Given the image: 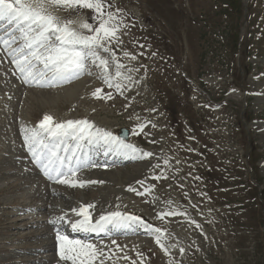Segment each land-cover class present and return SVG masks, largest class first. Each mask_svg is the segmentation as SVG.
I'll return each instance as SVG.
<instances>
[{
  "label": "rangeland",
  "instance_id": "374dc122",
  "mask_svg": "<svg viewBox=\"0 0 264 264\" xmlns=\"http://www.w3.org/2000/svg\"><path fill=\"white\" fill-rule=\"evenodd\" d=\"M109 3L126 25L123 43L112 46L131 76L120 91L104 84L94 66L91 74L52 87L24 85L0 45V159L7 158L0 162L13 159L0 173L23 172L0 174V264H65L58 249L32 247L41 240L58 245L57 232L69 226L50 221L89 203L95 219L116 209L162 230L167 252L146 229L97 240L70 236L107 245L115 264H264V0ZM53 11L96 23L88 9ZM98 88L101 98L92 95ZM45 114L54 122L86 119L154 155L105 165L113 154H96L99 165L77 175L103 183L70 192L71 186L43 177L24 139V128L37 127ZM140 125L146 126L139 140L144 145L132 137ZM122 128L128 139L120 136ZM17 153L22 160H14ZM15 180L21 185L11 188ZM108 191L118 194L114 206L115 199H105Z\"/></svg>",
  "mask_w": 264,
  "mask_h": 264
},
{
  "label": "snow or ice",
  "instance_id": "6c2138e0",
  "mask_svg": "<svg viewBox=\"0 0 264 264\" xmlns=\"http://www.w3.org/2000/svg\"><path fill=\"white\" fill-rule=\"evenodd\" d=\"M112 7L109 0H0V31L3 32L0 34V45H3L27 84L52 87L71 81L85 72L91 74L90 67L94 66L104 84L120 91L125 81H131V76L122 71L125 65L113 51L114 44L123 43L121 34L126 25L123 24L122 16L117 14L120 10L113 12L110 10ZM56 8L76 12L91 10L95 14L96 23L62 19L54 14L53 9ZM129 55L128 52L124 53L125 57ZM130 58L136 59L134 55ZM132 71L138 69H127V72ZM101 91L98 88L92 95L101 98ZM106 95L112 98L111 93ZM145 127L138 126L139 130H134L133 134L139 135ZM24 133L29 151L44 175L73 188L103 183L76 178L81 168L88 166L82 159L86 148L104 147L129 158L153 155L134 144L126 143L110 131L95 127L86 119L54 122L53 116L45 114L37 127L24 128ZM129 190L136 191L132 188ZM94 208L95 204L89 203L71 209L77 217L68 220L72 232L83 233L85 236L92 233L109 236L114 231L139 226L151 231L156 243L168 251L162 243L161 229L153 228L138 216L120 211L103 213L99 219L94 220L89 211ZM66 218L67 213L50 222L55 224ZM56 240L59 258L65 264H115V254L107 245L98 246L91 239L70 238L60 232H57ZM111 243L115 245L116 240L113 239ZM121 258L130 259L127 256L116 257ZM132 264L136 262L132 261Z\"/></svg>",
  "mask_w": 264,
  "mask_h": 264
},
{
  "label": "bare ground",
  "instance_id": "6f19581e",
  "mask_svg": "<svg viewBox=\"0 0 264 264\" xmlns=\"http://www.w3.org/2000/svg\"><path fill=\"white\" fill-rule=\"evenodd\" d=\"M1 47V46H0ZM7 54V53H6ZM8 58V57H7ZM120 59V58H119ZM124 59V58H123ZM123 62H125V61H123ZM122 62V63H123ZM90 90V89H89ZM94 90V89H93ZM93 97V96H92ZM91 97V98H92ZM94 100V99H93ZM99 100V99H98ZM95 101H97V100H95ZM94 102V101H93ZM95 103V102H94ZM99 103V102H98ZM95 109V107L93 108V110ZM92 110V111H93ZM96 110V109H95ZM94 110V111H95ZM14 115V114H13ZM135 123V122H134ZM20 129V128H19ZM141 134V133H140ZM140 134L139 135H132V137L133 136H136V138H137V140H138V142H140L141 141V139H140ZM134 138V137H133ZM140 140V141H139ZM135 141V140H134ZM141 143V142H140ZM142 145H144L143 143H141ZM102 148L101 147H99L98 149H89V151L88 152H86L85 153V159H83L84 161H85V163L87 164V165H89V166H91L92 164H94L95 163V165L97 166V165H99L98 164V161H96V162H94L95 160H94V158H95V156H96V154H102V152H103V149L101 150ZM27 152V151H26ZM115 153H117V152H115ZM105 155H107V156H109V155H111V154H114V152H111V151H107V152H105L104 153ZM116 155H119V157L117 158V159H115L116 157H113V155H111L110 157L111 158H113L112 160H110V159H107V160H104L105 161V165L106 164H113V163H117V164H121V163H129V162H132L133 160V158H129V157H127V156H125V155H123V154H120V153H117ZM122 155V156H121ZM154 155V154H153ZM87 156H90L89 158H87ZM10 158V157H9ZM8 158V159H9ZM147 159V158H146ZM0 160H7V158L6 157H4V158H1ZM14 160H22V157H21V154L20 153H17V159H14ZM100 160V159H99ZM151 162V161H150ZM8 163V165H11L12 163H13V159H12V161H8V162H6V164ZM11 163V164H10ZM6 164H4V162H0V168H2L3 167V165H6ZM15 166H16V168H17V166H18V163H16L15 164ZM104 165H101V167H103ZM36 171H37V168H36ZM85 172H89V171H83L82 172V174L83 173H85ZM23 173V172H22ZM20 171H18V170H13V171H10V172H4V173H0L1 175H2V177H9V176H16V175H20V174H22ZM27 174V173H26ZM28 175V174H27ZM31 175H33L32 173H31ZM77 179H79V176L77 175V177H76ZM25 184L27 183L26 181L24 182ZM10 184H12V186H11V188H17V187H19L21 184L17 181V180H15V181H13V182H11ZM76 189V188H75ZM69 191L70 192H73V187L72 188H69ZM86 191V190H85ZM77 191H74L73 193H76ZM89 192V191H88ZM118 192H119V190H118ZM85 193V192H84ZM86 194V193H85ZM89 194V193H88ZM43 197V196H42ZM106 197V196H105ZM118 197V194H115L114 192H111V191H108L107 192V197L105 198L106 199V201H110L111 200V198H113V199H115V198H117ZM25 200H28V198L26 199L25 198ZM34 199H31L29 202H32ZM47 198H43V205L42 206H48L49 207V205H48V203H47ZM120 200V199H119ZM125 201V200H124ZM29 202H26V204H28ZM119 202H121V201H119ZM118 203V201L115 199L114 201H112L111 202V204H112V206H114V205H116ZM98 204V203H97ZM110 204V205H111ZM97 206V208L99 209L100 207H101V204L99 203L98 205H96ZM41 207V206H40ZM105 207V206H104ZM38 208V207H37ZM39 209V208H38ZM45 209V208H44ZM102 209V208H101ZM106 209V208H105ZM35 210V209H34ZM50 211V210H49ZM90 211V210H89ZM113 211H117L116 209L115 210H113ZM91 212V211H90ZM17 216V215H16ZM16 216H15V218H16ZM18 217V216H17ZM12 218V217H11ZM32 218H34V217H32ZM77 217H75V214H73V215H70V216H68L65 220H63V221H61L62 222V225H64V224H67L68 226H69V230H66V231H64V233L66 234V235H68L69 237L70 236H74V235H76V236H84V237H90V238H94V239H97V238H102V237H104V235H99V236H97V237H95L94 235H95V233H92V234H88L87 236H85V234H83V233H75V232H72V230H71V227H70V225H69V223H68V220H71V219H76ZM94 220H96L95 218H93ZM97 219H99V218H97ZM170 219V218H169ZM181 220V217H179V218H177L176 219V221H180ZM16 221V220H15ZM47 221H49V220H47ZM175 221V222H176ZM17 222V221H16ZM64 223V224H63ZM26 225V224H25ZM15 226V225H14ZM17 226V225H16ZM66 225H64V226H62V228L63 227H65ZM58 230H60V229H58ZM137 230V226H134L132 229H121V230H118V231H115V233L113 232L111 235H114V234H118V233H121L122 231H127V232H129V231H132V232H135ZM137 231H139V230H137ZM142 233V232H141ZM187 238L189 237V236H186ZM53 238H54V236H53ZM191 239V238H190ZM42 243H44V244H42ZM53 242H51V243H49V242H45V240H41V241H39V242H37L35 245H34V247H32L34 250L36 249L37 251L39 250H47V249H51L52 247H54L53 249H58V245H55L54 243V246H53V244H52ZM16 249H19V248H16ZM58 258H59V255H58ZM60 259V258H59ZM29 261H34L33 259H30ZM16 263H18V264H24L23 262L22 263H20V261H18V262H16Z\"/></svg>",
  "mask_w": 264,
  "mask_h": 264
},
{
  "label": "water",
  "instance_id": "95a60500",
  "mask_svg": "<svg viewBox=\"0 0 264 264\" xmlns=\"http://www.w3.org/2000/svg\"><path fill=\"white\" fill-rule=\"evenodd\" d=\"M128 135H129L128 130L122 128V130H121V136H122L123 138H128Z\"/></svg>",
  "mask_w": 264,
  "mask_h": 264
}]
</instances>
